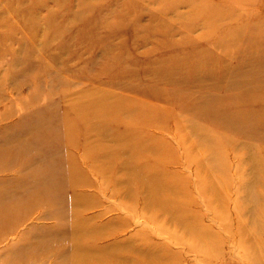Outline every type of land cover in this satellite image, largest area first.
I'll return each instance as SVG.
<instances>
[{"label": "rangeland", "instance_id": "obj_1", "mask_svg": "<svg viewBox=\"0 0 264 264\" xmlns=\"http://www.w3.org/2000/svg\"><path fill=\"white\" fill-rule=\"evenodd\" d=\"M259 245L264 0H0V264Z\"/></svg>", "mask_w": 264, "mask_h": 264}, {"label": "bare ground", "instance_id": "obj_2", "mask_svg": "<svg viewBox=\"0 0 264 264\" xmlns=\"http://www.w3.org/2000/svg\"><path fill=\"white\" fill-rule=\"evenodd\" d=\"M89 152H90V150H89ZM252 164H253V166H255V168L257 167V162L255 163L254 161H252ZM126 165H128V163H126ZM128 167V166H127ZM130 168V167H129ZM254 177H257L256 175L254 176ZM151 180V179H150ZM153 182H154V180H152ZM255 181V179L253 178V181H252V183ZM128 185H129V183H126V192H127V195H128V190H129V192H130V188L128 187ZM150 195H151V193L150 192H148V193H146V196H147V198H146V196H145V205L147 206L148 205V203H150V202H152L151 200H150ZM157 199H158V196H157ZM253 224V223H252ZM260 230V229H259ZM260 242V241H259ZM261 246V247H260ZM259 247L262 249V248H264L263 247V245H259ZM151 250V249H150ZM153 253H154V251H153ZM152 253V256H150V257H148V258H146V259H144L143 261H144V263H147V262H149L150 261V258H154L153 256H156V255H154Z\"/></svg>", "mask_w": 264, "mask_h": 264}]
</instances>
